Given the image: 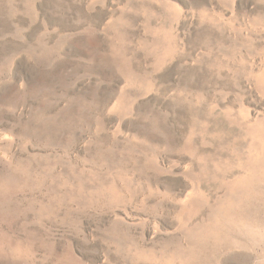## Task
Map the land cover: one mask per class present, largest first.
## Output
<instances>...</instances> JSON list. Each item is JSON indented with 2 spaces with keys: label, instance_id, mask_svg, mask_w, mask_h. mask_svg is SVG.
Listing matches in <instances>:
<instances>
[{
  "label": "rangeland",
  "instance_id": "obj_1",
  "mask_svg": "<svg viewBox=\"0 0 264 264\" xmlns=\"http://www.w3.org/2000/svg\"><path fill=\"white\" fill-rule=\"evenodd\" d=\"M0 264H264V0H0Z\"/></svg>",
  "mask_w": 264,
  "mask_h": 264
}]
</instances>
